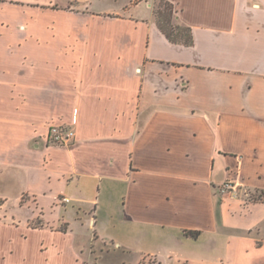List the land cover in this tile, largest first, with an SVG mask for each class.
Masks as SVG:
<instances>
[{
  "label": "crops",
  "instance_id": "1",
  "mask_svg": "<svg viewBox=\"0 0 264 264\" xmlns=\"http://www.w3.org/2000/svg\"><path fill=\"white\" fill-rule=\"evenodd\" d=\"M165 1L0 0V264H264V0Z\"/></svg>",
  "mask_w": 264,
  "mask_h": 264
},
{
  "label": "rangeland",
  "instance_id": "2",
  "mask_svg": "<svg viewBox=\"0 0 264 264\" xmlns=\"http://www.w3.org/2000/svg\"><path fill=\"white\" fill-rule=\"evenodd\" d=\"M59 1L63 2V0H59ZM104 4L106 5V3H103V2L99 3V1H98L96 3V6L103 7V6H105ZM155 4H156V7H155L156 11L157 10L164 11L166 9L165 8V2H163L161 0H156ZM9 192H10L9 194H11V198L14 199L15 194H16V188L11 187V190ZM60 198L62 199L63 196H61ZM14 205H15V203L12 202V206H14ZM117 208L119 210L118 205L115 207V209H117ZM32 211L37 212V216H35L32 219L31 225H33V226L41 225V219H42L41 216L42 215H40V213H39L40 211L36 208V206H33ZM28 212H29V210H28ZM63 226H62V228H64ZM77 227H78V232L80 233V236H79L80 238L77 240V242H78L79 248H82L83 251L85 250V252H86V254L84 255V258L88 257V258H90L91 261H99L96 264H118L120 262L119 261V259H120L119 252L116 253L115 256H113V254L106 256L107 254H106L105 250H108V249H111L112 247H114L113 245H111L112 241L110 239L107 238L105 240V242H107V243H104L100 240H95L96 238L94 239V231L89 224L82 225V226L77 225ZM33 242L36 243L37 245H39L40 240H39V238H37L35 236L33 239ZM59 243H60L59 240L56 241L54 243L55 244L54 246L55 247H56V245L58 246ZM63 243H64L65 247H68L70 242L68 240H65V241H63ZM47 245L50 247H54V246H51L50 243H48ZM46 246H41V248L46 247ZM59 246L62 247L61 244ZM92 264H95V263H92Z\"/></svg>",
  "mask_w": 264,
  "mask_h": 264
},
{
  "label": "built area",
  "instance_id": "3",
  "mask_svg": "<svg viewBox=\"0 0 264 264\" xmlns=\"http://www.w3.org/2000/svg\"><path fill=\"white\" fill-rule=\"evenodd\" d=\"M75 138V131L72 127L64 125H52L48 132V142L52 145L67 146L72 143ZM217 191L222 194H229L232 196H238L240 193L239 184L233 180H226L216 187ZM64 202H69L68 197H63Z\"/></svg>",
  "mask_w": 264,
  "mask_h": 264
},
{
  "label": "trees",
  "instance_id": "4",
  "mask_svg": "<svg viewBox=\"0 0 264 264\" xmlns=\"http://www.w3.org/2000/svg\"><path fill=\"white\" fill-rule=\"evenodd\" d=\"M161 1L165 2L166 9L164 11H156V16L160 28L166 33V35L171 40L175 41L178 35L182 34L186 36V43H191V37L189 35V32L185 29H179L178 27L173 26V24L171 23L173 20V5L168 1ZM191 234L194 233L191 232ZM94 238H97L96 234Z\"/></svg>",
  "mask_w": 264,
  "mask_h": 264
}]
</instances>
